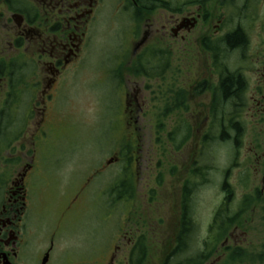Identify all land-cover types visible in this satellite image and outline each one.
Listing matches in <instances>:
<instances>
[{
  "label": "flooded vegetation",
  "instance_id": "flooded-vegetation-1",
  "mask_svg": "<svg viewBox=\"0 0 264 264\" xmlns=\"http://www.w3.org/2000/svg\"><path fill=\"white\" fill-rule=\"evenodd\" d=\"M106 18L118 39L108 71L121 89L128 116L140 119L141 100L151 101L152 96L156 102L163 100L164 111L185 105L192 124L186 118L174 124L168 141L172 152H178L194 129L197 142L196 151L192 147L186 154L177 179L179 191L169 223H164L159 208L160 174L151 192L158 198L154 219L146 222L141 213V226L133 232L118 223L105 243L83 253L79 245L68 249L63 245L67 227L63 220L78 202L79 190L54 227L44 230L32 222L34 198L39 195L34 176L44 167L50 149V134L58 123L53 113L64 96L67 75L82 66L101 22L110 28ZM237 32L243 41L229 46L228 37ZM193 55L199 58L195 74L190 72ZM181 70L188 71L186 81L178 78ZM227 70H233L232 77ZM164 76L169 77V90L157 82ZM228 77L241 84L224 98L221 84ZM151 78L156 82L150 86ZM206 92L207 109L191 111L194 93L205 98ZM226 99L238 103L230 106L228 115L237 122L241 136L243 114L252 116L257 125L264 122V0H0V264H264V244L249 259L241 249L247 238L241 220L254 215L255 196L264 202L263 180L260 190L238 194L237 184L228 179L229 167L225 168L222 197L209 221L200 224L192 209L190 190L197 180L199 155L204 154L207 140L222 142L220 135L226 133ZM241 146L233 145V155ZM132 147L125 145L104 162L118 164V175L122 168L132 173L112 185L117 201L130 200L129 182L137 181L138 167H148L147 147L137 146L144 156L136 155ZM256 149L251 148L249 156L260 165L264 150L258 154ZM9 165L18 166L6 174L1 168ZM188 230L194 239H187ZM246 246L251 252L255 249Z\"/></svg>",
  "mask_w": 264,
  "mask_h": 264
},
{
  "label": "rangeland",
  "instance_id": "rangeland-1",
  "mask_svg": "<svg viewBox=\"0 0 264 264\" xmlns=\"http://www.w3.org/2000/svg\"><path fill=\"white\" fill-rule=\"evenodd\" d=\"M106 21L110 28L108 29L107 23L104 26V22H101L102 26L100 24V27L94 30L91 47L82 66L75 74L72 72L67 75L64 96L58 103V109L56 108L53 113L58 123L55 132L50 134V149L43 162L44 167L36 171L34 176L36 186H39V195L33 197L32 222L39 227L42 225L44 230L54 227L64 206L79 190L78 202L63 220L67 226L63 245L66 249L74 244L79 245L83 253L105 243L118 223L123 222L124 231L131 229L133 232L141 226V213H145L146 222L154 219L152 212L158 198L152 193L156 186L155 176L157 178L160 174L161 184L157 189L159 208L164 223H169L170 209L175 206L179 191L177 179L185 167L186 154L192 151V147L193 151H196L197 142L194 129L189 135L191 137L187 148L184 146L174 153L168 141L169 130L174 124L185 118L192 124L188 117L191 113L189 112L187 116L185 105L171 112H168L170 108L164 111L163 100L162 103L156 102L152 96L151 101L141 100L140 119L128 116V112L124 110L126 104L121 89L110 78L108 71L112 56L114 57L117 51L118 39L116 30H111L110 20L106 18ZM115 27L118 28V25ZM123 59L127 61L129 56L125 55ZM198 66L199 58L193 55L191 74H195ZM187 75V70H181L178 78L186 81ZM168 79L169 77L164 76L157 82L169 90L171 86ZM155 82L156 80L151 78L150 86ZM129 90L131 91L132 87ZM194 94L190 103L191 111L197 107L199 110L207 109L209 103L207 92L204 93L205 98L203 95ZM202 117L203 114L200 119ZM243 117L245 134L241 137L242 146L236 154L233 155L229 144L215 139L206 141L204 154L201 158L199 155L200 162H204L203 165L214 169L204 184H200L198 179L194 178L195 187L190 200L193 213L200 224L209 221L222 197L221 179H218L225 168L229 167L228 179L231 183L237 184L238 194H251L262 186L264 160L262 164L255 165L249 155H252L253 151L250 149L255 146L259 148L254 150L258 154L264 150V122L259 121L257 125L252 116L243 114ZM192 120L196 126L193 118ZM215 132L214 130L211 135ZM130 144H133V151L139 156L141 154L139 148L147 147L148 159L145 165L148 167H145V170L138 167L137 181L129 182L130 200L125 201L124 197L118 202L116 193L113 194L112 190V194L107 192L114 182L120 181L124 175L126 179L130 171L128 172V168H122L121 175H118L120 171L118 164L111 163L106 166L104 162L114 158L113 154L119 153V149ZM141 155L144 156L143 153ZM17 166L13 165L10 168L2 166L1 170L11 174L15 172L14 167ZM190 176L189 174L187 177ZM253 203L254 215L246 214L241 220L247 230V238L241 249L248 259L264 244V202L258 201L255 196ZM244 219L247 221H243ZM40 235L43 240L44 231ZM246 245H252L255 249L251 252V247Z\"/></svg>",
  "mask_w": 264,
  "mask_h": 264
},
{
  "label": "bare ground",
  "instance_id": "bare-ground-1",
  "mask_svg": "<svg viewBox=\"0 0 264 264\" xmlns=\"http://www.w3.org/2000/svg\"><path fill=\"white\" fill-rule=\"evenodd\" d=\"M226 57L228 58L229 56H226ZM226 72L230 73L229 75H231V77L233 76V70H227ZM228 97H230V96H228ZM236 104H238V103L231 100V99L230 100L226 99L224 105L225 106H227V105L228 106H235ZM234 124H235V121H234L233 117H231L229 115H225L224 128H225L228 136L222 142L229 144V149H232L233 145H235V147H237V146L242 144L240 141L242 136L239 133V129ZM207 141H209V140H207ZM203 163L204 162L199 161V164L197 166V171L195 174V177L198 179L200 184H204L207 181V176L214 171V169H211L210 167H208V165H203ZM224 173H225V171L223 170L222 174H219L218 180L224 178V176H223ZM194 185H195V183L193 184V187L190 190V195L193 194V190H194L193 188L195 187ZM263 185H264V182H263ZM258 190H260V189H258ZM194 238H195V235L193 233H191L190 230H188L187 231V239H194Z\"/></svg>",
  "mask_w": 264,
  "mask_h": 264
},
{
  "label": "trees",
  "instance_id": "trees-1",
  "mask_svg": "<svg viewBox=\"0 0 264 264\" xmlns=\"http://www.w3.org/2000/svg\"><path fill=\"white\" fill-rule=\"evenodd\" d=\"M227 41L229 43V46H235V45L240 44L243 41V37H242L240 32H237V33H234L233 35L229 36ZM239 84H241L240 81H237V80L236 81H231V79L229 77L226 78L223 81V83L221 84V94H222V96L224 98H226V97L228 98V96L232 95L233 92L236 91V88H237V86ZM229 109H230V106H228V105L225 106L224 105L223 111H225V113H224L225 115L229 114V112H228ZM223 111H222V113H223ZM236 124H237V122H235L234 125L238 128V124L237 125ZM227 136H228V134L223 131L221 133V135H220V138H221L222 141H224ZM196 171H197V168L195 169V172H194L195 174H196ZM263 182H264V177H263ZM263 200H264V198H263ZM221 234L222 233L218 234L220 238L222 236ZM214 238H217V234H216V236Z\"/></svg>",
  "mask_w": 264,
  "mask_h": 264
}]
</instances>
